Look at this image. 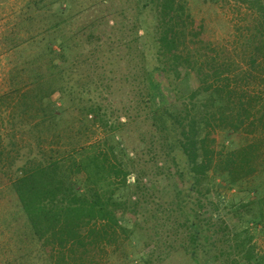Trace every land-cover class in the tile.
<instances>
[{
	"label": "trees",
	"instance_id": "1",
	"mask_svg": "<svg viewBox=\"0 0 264 264\" xmlns=\"http://www.w3.org/2000/svg\"><path fill=\"white\" fill-rule=\"evenodd\" d=\"M232 1L252 16L239 32L243 55L235 52L236 58L205 38L187 0L91 5L94 14L103 10L102 17L98 13L84 30H96L98 22L112 26L98 45L135 46L142 59L143 77L126 111L136 115L126 123L81 95L66 100L73 93L65 87L71 81L64 60L73 47L63 30L85 12L80 0L29 4L48 25L40 51L27 64V79L20 68L0 97V189L10 185L20 213L55 264H104L108 248L125 245L139 248L147 264L175 254L190 264L254 263L249 227L246 239H232L206 201L216 183L212 173L232 187L264 173V0ZM123 30L130 39L119 43ZM141 124L148 153L135 157L123 131ZM217 129L258 139L217 152L211 144ZM100 133L105 137L94 142ZM153 178L164 185L154 186ZM255 194L247 226L264 221V194Z\"/></svg>",
	"mask_w": 264,
	"mask_h": 264
},
{
	"label": "rangeland",
	"instance_id": "2",
	"mask_svg": "<svg viewBox=\"0 0 264 264\" xmlns=\"http://www.w3.org/2000/svg\"><path fill=\"white\" fill-rule=\"evenodd\" d=\"M96 1L80 0L83 5L81 8L85 12L63 30L65 37L71 38L73 47L64 60L66 61L64 70L71 81L65 87L67 92L70 90L73 93L66 100L68 103L74 102L81 95L83 101L90 100L109 110L115 121L126 123L127 116L136 115L135 110L130 111L128 115L126 111L129 100L136 99L131 90L138 89L136 86L143 77L142 59L134 54L135 46L134 50L119 47V45L111 48L106 45L105 41L98 45L99 38L109 36L111 24L108 26L106 22L104 24L98 22L96 30L94 28L84 30L88 28L89 22H92L98 13L100 14L98 16L102 17L103 10L96 14L90 10L91 5ZM187 2L193 20L198 26H203L205 38L209 39L216 49L228 50L231 55L235 54L234 58L237 52L243 55V50L239 47L241 41L239 32L251 25L252 21V16L245 8L239 10L232 0H187ZM31 3L32 0H0V97L9 92L11 76L15 75L20 68L24 67L20 76L27 79L29 74L27 64L40 51L42 41L45 39V34L42 32L47 27L48 21L38 14L36 8H29ZM247 13L249 16L246 15ZM129 21L132 23L131 19ZM125 29H129L127 24H125ZM126 30H123L119 36V43L121 40L130 39V33ZM93 32L95 37L91 38ZM15 45H21V48L12 50ZM60 48L59 43L54 46L57 53H60ZM107 61H111L110 66ZM59 62L60 60L56 64ZM105 69L104 78L99 72ZM188 85L191 89L195 86L194 83ZM254 88L255 86L252 85L251 90ZM59 98L60 96H57L55 100L58 102ZM142 127L141 124L123 131L125 132L124 140L130 149L128 153L135 157L148 153L145 151V144L140 140L142 133L140 128ZM211 135V144L217 152L222 149L226 152L235 151L258 139L257 136L232 135L221 129H217ZM103 137H105L104 134L100 133L94 142H100ZM259 165L261 168L264 167V157L259 161ZM214 178H216V183L210 186L212 190L206 198L208 205L215 209L210 210L213 211L218 222H223L230 228L232 239L236 234L242 236L240 241L250 237V248L253 249L255 255L253 264H264V221L259 224L251 223L249 226L245 224L249 215L248 206L257 197L255 190L259 189L262 192L260 195L264 194V173H259L250 182L236 187L228 185L225 179L222 180L214 173L210 174V179ZM159 180L160 178H153L154 186L164 185ZM130 181L134 183L135 177ZM18 207L10 185H5L0 189V264H55L33 234L29 221L23 218ZM156 225L157 223L153 221L152 228ZM246 228L249 233L245 238ZM107 250L108 257L104 264H147L142 260L139 248L125 245ZM159 262L150 264H190L188 258L179 254L169 255L165 257V261Z\"/></svg>",
	"mask_w": 264,
	"mask_h": 264
}]
</instances>
